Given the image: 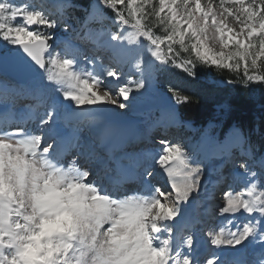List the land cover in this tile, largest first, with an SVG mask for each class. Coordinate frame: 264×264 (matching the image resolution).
<instances>
[{
    "label": "snow or ice",
    "instance_id": "obj_1",
    "mask_svg": "<svg viewBox=\"0 0 264 264\" xmlns=\"http://www.w3.org/2000/svg\"><path fill=\"white\" fill-rule=\"evenodd\" d=\"M198 66L255 105L264 0H0V264H264V131L170 138Z\"/></svg>",
    "mask_w": 264,
    "mask_h": 264
},
{
    "label": "trees",
    "instance_id": "obj_2",
    "mask_svg": "<svg viewBox=\"0 0 264 264\" xmlns=\"http://www.w3.org/2000/svg\"><path fill=\"white\" fill-rule=\"evenodd\" d=\"M74 3L84 4L87 0H74ZM201 78L194 82V89L202 96L193 98V102L179 107V119L182 124L190 123L198 129L197 133L203 131L211 123L220 124L221 131H227L232 123L243 124L245 130L252 125L260 126L264 131V112H262L259 101L264 98V88L252 85L256 89L257 103L253 105L246 99V90L242 85H228L229 79L235 78V73L228 70H217L214 67H200ZM228 102L233 105V112L228 117L218 116L216 105ZM255 139L258 133H253ZM198 138H196L197 140Z\"/></svg>",
    "mask_w": 264,
    "mask_h": 264
},
{
    "label": "rangeland",
    "instance_id": "obj_3",
    "mask_svg": "<svg viewBox=\"0 0 264 264\" xmlns=\"http://www.w3.org/2000/svg\"><path fill=\"white\" fill-rule=\"evenodd\" d=\"M74 1V0H73ZM70 14H74L75 16H82V13L80 11H75L74 13L72 12V10H69ZM198 68H200L198 66ZM220 114L218 113V116ZM210 124V123H209ZM209 124L207 125L206 128L209 127ZM213 125H219L218 123H212ZM180 128H183V131H180ZM213 132H220L221 128L219 127H214L211 129ZM198 129L193 127L190 123H187L185 125L180 124L177 126H174L170 129V138L174 141V142H183L185 145L189 144V143H194L196 141V138L199 139L200 137V133H197ZM152 135H155L157 137V139H159V134L158 133H152ZM217 199L220 200V193L219 191H217Z\"/></svg>",
    "mask_w": 264,
    "mask_h": 264
},
{
    "label": "bare ground",
    "instance_id": "obj_4",
    "mask_svg": "<svg viewBox=\"0 0 264 264\" xmlns=\"http://www.w3.org/2000/svg\"><path fill=\"white\" fill-rule=\"evenodd\" d=\"M218 198V197H217Z\"/></svg>",
    "mask_w": 264,
    "mask_h": 264
}]
</instances>
